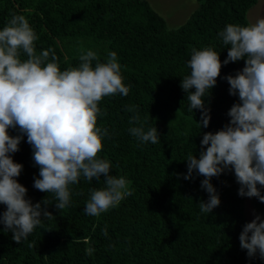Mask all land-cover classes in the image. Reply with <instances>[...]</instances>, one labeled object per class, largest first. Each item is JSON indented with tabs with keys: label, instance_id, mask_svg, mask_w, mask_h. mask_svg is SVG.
<instances>
[{
	"label": "trees",
	"instance_id": "1",
	"mask_svg": "<svg viewBox=\"0 0 264 264\" xmlns=\"http://www.w3.org/2000/svg\"><path fill=\"white\" fill-rule=\"evenodd\" d=\"M197 1L189 18L170 30L146 0H0V29L13 14L24 15L39 37L37 51L55 49L62 70L78 66L82 47L95 51L101 61L108 52L117 53L130 92L105 97L100 104L107 115L98 124L108 129L109 137L99 156L111 162L112 175L124 176L134 190L118 208L92 217L83 212L84 206L90 190L103 187V177L81 179L72 186L71 205L61 212L52 194L33 186L39 168L25 136L12 154L23 165L18 182L28 189L26 198L33 204L47 198L45 207L54 217L21 244L0 224V264H264L258 254L249 258L240 246L239 236L249 221L243 209L246 196L238 194L234 172L213 177L221 203L210 214L199 208L208 200L201 188L204 177L194 174L185 180L177 175L187 173L184 160L189 154L199 158L203 134L230 122L227 113L239 98L229 94L225 77L245 66L241 60L222 67L217 85L206 93L210 124L201 128V110H188L180 87L190 74L191 50L212 47L223 62L228 49L219 32L227 24H250L246 11L256 0ZM126 106L136 107L146 130L157 128L159 143L138 145L128 132L132 113ZM9 134L20 133L9 129ZM260 191L264 194V188ZM254 201L264 220V203ZM4 211L0 204V215ZM105 225L107 236L102 234ZM89 247L94 249L91 256L85 251Z\"/></svg>",
	"mask_w": 264,
	"mask_h": 264
},
{
	"label": "clouds",
	"instance_id": "2",
	"mask_svg": "<svg viewBox=\"0 0 264 264\" xmlns=\"http://www.w3.org/2000/svg\"><path fill=\"white\" fill-rule=\"evenodd\" d=\"M38 39L22 14H13L0 29V204L6 206L0 224L4 231L12 232L18 244L54 217L45 207L50 204L47 198L33 204L26 198L28 189L18 182L23 165L12 154L20 150L25 136L39 168L33 186L52 194L61 212L71 205L72 186L81 179L92 182L103 177V187L92 188L84 206L83 212L92 217L118 208L134 191L131 182L112 175L111 162L99 156L109 137L108 129L98 124L107 115L100 104L105 97H127L130 92L117 53L110 51L101 61L95 51L82 47L78 66L62 70L55 49L37 51ZM218 39L227 46V58L222 62L212 47L193 48L187 62L190 74L180 84L187 94L188 110H201L197 122L207 128L211 116L206 93L217 85L224 65L245 61L242 70L225 77L229 94L239 98L227 113L230 122L215 133H204L199 158L189 154L184 160L187 173L177 174L185 180L193 179L194 174L204 177L201 188L208 200L201 201L199 208L205 214L221 203L212 179L226 171L234 172L241 197H256L264 203L260 191L264 188V18L247 26L227 24ZM125 110L132 113L128 132L138 145L159 143L157 128L146 130L135 106ZM9 129H18L20 134L12 136ZM102 234L108 235L106 225ZM239 240L249 258L258 254L264 259V220L256 215L244 225ZM85 251L91 256L94 249Z\"/></svg>",
	"mask_w": 264,
	"mask_h": 264
},
{
	"label": "rangeland",
	"instance_id": "3",
	"mask_svg": "<svg viewBox=\"0 0 264 264\" xmlns=\"http://www.w3.org/2000/svg\"><path fill=\"white\" fill-rule=\"evenodd\" d=\"M149 5L159 14L166 22L168 29L173 30L181 26L197 8V0H146ZM250 23H254L260 18H264V0H256L254 4L246 11ZM244 213L249 222L255 219L256 215L261 214L257 210L254 197H245Z\"/></svg>",
	"mask_w": 264,
	"mask_h": 264
}]
</instances>
